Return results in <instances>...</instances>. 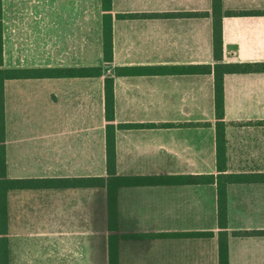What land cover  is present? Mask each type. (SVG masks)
<instances>
[{
	"label": "crops",
	"instance_id": "obj_1",
	"mask_svg": "<svg viewBox=\"0 0 264 264\" xmlns=\"http://www.w3.org/2000/svg\"><path fill=\"white\" fill-rule=\"evenodd\" d=\"M221 1L223 12L264 11V0ZM1 2L5 68L79 70L4 80L6 178L46 180L5 191L8 264H87V253L108 264L107 189L87 187V176H107L106 76L115 173L138 178L115 188L117 263L219 264L221 174L227 264H264V70L223 75L221 173L214 76L204 71L264 63V14L223 15L217 61L212 0H111L104 65L102 0ZM98 65L101 76L85 74Z\"/></svg>",
	"mask_w": 264,
	"mask_h": 264
},
{
	"label": "trees",
	"instance_id": "obj_2",
	"mask_svg": "<svg viewBox=\"0 0 264 264\" xmlns=\"http://www.w3.org/2000/svg\"><path fill=\"white\" fill-rule=\"evenodd\" d=\"M102 39H103V62L108 65L112 62V20L111 0H102ZM212 22H213V52L217 56V61L221 60L219 55L222 52L221 19L223 15H260L261 10L246 11H222V1L212 0ZM207 15V12H205ZM216 59V58H215ZM264 63H216L213 68L204 65L205 72H213L214 76V114H215V134H216V163L217 170L221 173L225 168V119H224V93L223 75L230 72H251L263 71ZM78 69H55V68H5L3 66V37H2V2L0 0V264H8L7 252L5 251L7 237L6 231V210L5 191L9 187L29 186L34 187L45 179H8L5 175V124H4V100L3 84L7 78H32L38 76L72 75ZM103 65L91 66L85 70L87 76H101ZM104 100H105V120H106V164L107 176H87V187L106 186L108 197V264L117 263V220L115 211V188L120 183L138 180V178H123L115 173V123H114V94L113 77L104 78ZM218 255L219 264H227V218H226V197L225 183H220L221 174L218 176ZM213 180V176H205V181ZM51 181V179H50ZM61 186L71 184L78 179L61 178L58 180Z\"/></svg>",
	"mask_w": 264,
	"mask_h": 264
},
{
	"label": "rangeland",
	"instance_id": "obj_3",
	"mask_svg": "<svg viewBox=\"0 0 264 264\" xmlns=\"http://www.w3.org/2000/svg\"><path fill=\"white\" fill-rule=\"evenodd\" d=\"M94 261L95 260L93 259L92 253H87V264H103V262L100 263L99 261H97V259V262Z\"/></svg>",
	"mask_w": 264,
	"mask_h": 264
},
{
	"label": "water",
	"instance_id": "obj_4",
	"mask_svg": "<svg viewBox=\"0 0 264 264\" xmlns=\"http://www.w3.org/2000/svg\"><path fill=\"white\" fill-rule=\"evenodd\" d=\"M226 47H227V49H232V48H235L236 46L232 45V44H228Z\"/></svg>",
	"mask_w": 264,
	"mask_h": 264
}]
</instances>
